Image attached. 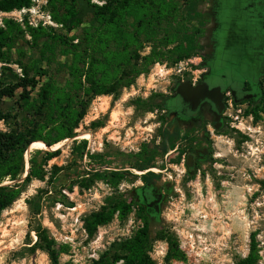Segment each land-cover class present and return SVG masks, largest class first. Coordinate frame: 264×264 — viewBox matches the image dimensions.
I'll list each match as a JSON object with an SVG mask.
<instances>
[{"label":"rangeland","instance_id":"obj_1","mask_svg":"<svg viewBox=\"0 0 264 264\" xmlns=\"http://www.w3.org/2000/svg\"><path fill=\"white\" fill-rule=\"evenodd\" d=\"M194 1L192 26L200 31L194 40L202 56L211 27L208 14L211 0ZM47 3L48 0H34L30 9L0 13V25L3 19L13 18L21 23L26 19L34 27H58L47 11ZM84 21L75 33L90 25V14ZM149 52L147 48L145 54ZM201 63L202 57L197 56L174 66L168 62L156 63L117 99L96 98L77 130L78 143L74 139L62 142L61 154L45 167V180H33L21 197L1 214L0 264H51L46 253L29 251L30 243L37 240L33 229L38 224L48 230L63 250L62 264H92L114 242L131 238L144 226L145 220L138 217L135 207L126 219L117 214L90 238L84 229V219L111 198L133 200L134 190L144 182L148 172L159 176L158 184H169L172 188L163 207L161 224L150 228V254L155 264H234L249 254L253 234L258 242L259 264H264V115L256 120L248 114L252 104L230 107L228 129L213 136L212 153L194 174L185 175L184 161L189 144L195 141L191 138L195 130H173L180 137L175 150L163 158L157 156L155 168H139L141 162L137 155L145 147L159 144L162 131L170 128V124L164 107L149 110L138 107L136 102L162 104L178 81L198 78L203 70ZM5 65L0 62V78ZM11 68L21 74L17 66L11 65ZM221 73L240 79L235 78L234 83L236 88L240 87V69L229 66ZM63 82L62 75L59 83ZM3 109L15 119L1 122V130L28 126L29 119L21 108L19 94L6 99ZM93 123L101 127H93ZM83 140L87 141V148L82 153L77 147ZM40 148L33 149L28 159L25 157L28 168L31 154L45 150ZM97 171L103 179L87 187L90 173ZM117 172L124 174L120 182L111 177ZM13 184L5 182V185ZM37 196L41 197V213L35 216L27 201ZM163 234L176 238L184 259L166 262L169 246L166 240L159 239Z\"/></svg>","mask_w":264,"mask_h":264},{"label":"trees","instance_id":"obj_2","mask_svg":"<svg viewBox=\"0 0 264 264\" xmlns=\"http://www.w3.org/2000/svg\"><path fill=\"white\" fill-rule=\"evenodd\" d=\"M33 4L34 0H0V13L30 9ZM194 5V0H48L47 11L58 27H34L26 19L23 23L13 18L3 19L0 62L6 65L0 78V123L15 119L4 111L3 105L6 99L19 94L29 124L7 131L0 129V216L33 180H45V167L61 154L62 142L74 139L75 144L78 143L77 130L96 98L113 96L117 99L156 63L168 62L169 66H174L192 57H201L194 40L200 31L192 26ZM87 14L91 16L90 25L75 33L85 23ZM21 41L24 44L21 45ZM147 48L150 52L145 54ZM11 65L17 66L21 74ZM62 75L64 82L60 84ZM136 104L149 110L163 109L162 104L145 100H138ZM248 114L261 119L264 102L252 104ZM92 126L101 127L98 123ZM179 140L177 132L170 128L163 130L159 144L145 147L137 155L141 162L139 168H155L154 159L174 151ZM35 146L49 151L33 152L28 168L25 155ZM77 148L83 153L87 141H81ZM90 174L87 187L103 179L99 171ZM24 175H27L25 179ZM111 177L120 182L124 174L112 173ZM158 179L152 172L143 177L144 182ZM7 181L14 184L5 185ZM40 201L39 196L27 201L35 216L41 213ZM137 204L134 199L128 202L111 198L84 219V229L92 238L117 214L126 219ZM137 215L145 220L144 226L131 238L114 242L92 264H155L150 254L151 231L144 209L137 210ZM33 231L37 240L30 243L29 251L44 252L51 264H62L63 250L58 248L48 230L38 224ZM159 239L168 243L167 263L184 259L176 238L163 234ZM259 260L258 242L253 234L249 254L234 264H259Z\"/></svg>","mask_w":264,"mask_h":264},{"label":"flooded vegetation","instance_id":"obj_3","mask_svg":"<svg viewBox=\"0 0 264 264\" xmlns=\"http://www.w3.org/2000/svg\"><path fill=\"white\" fill-rule=\"evenodd\" d=\"M225 1L231 7L227 13L223 3L219 4L218 0L210 1L211 9L208 14L211 18V27L207 46L204 47L206 51L201 56L202 63L205 61L212 63L222 55L223 51L224 54L228 52L233 46L228 44L230 43L229 40L233 39L241 50L243 48L248 49L247 51L251 56V58L246 59L248 60L246 71H242L245 77L244 80L242 79L240 87L236 88L233 80L231 83L224 75L212 83L209 75H207L210 72V67H207L202 68L198 78H186L185 80H190L193 86L207 81L211 89L218 87L220 89V105L214 106L206 99L194 110L192 106L175 97L176 94L172 91L173 87L162 100L164 114L168 118L172 132L173 130L177 132L195 130L196 132L191 137L193 140L195 138V141L189 144L186 151L185 175H191V171H197L201 163L210 157L213 136L228 129L230 107L257 104L264 99V0ZM225 16L226 20L223 23L221 18ZM241 54L244 57L243 51ZM203 76L205 80H203ZM165 104L168 105V108L165 107ZM192 154L194 167L189 168L188 159ZM145 186L147 188L141 191L140 189ZM170 192H172V188L169 184L160 185L157 182H143L136 187L133 196L138 203L137 210L144 209L148 223L162 220L163 207ZM153 202L155 203L152 209L148 205ZM156 211H158L159 217H156Z\"/></svg>","mask_w":264,"mask_h":264},{"label":"water","instance_id":"obj_4","mask_svg":"<svg viewBox=\"0 0 264 264\" xmlns=\"http://www.w3.org/2000/svg\"><path fill=\"white\" fill-rule=\"evenodd\" d=\"M218 1H219V4L220 3L224 4V6L226 7L225 12L227 13L229 11V9L231 8L228 5V2L225 0H218ZM225 20H226V16L221 18V21L223 23H225ZM229 42L230 43H228V44L233 45V46H231L232 48H230L229 51L226 52L225 54L223 51V53H222V55L224 54L223 57H222V55H220L219 58L212 63H208L207 61H205L201 64V66L203 68L210 67V72L207 73V75H209V79L211 80L212 83L215 82L218 77H220L221 75H224L223 73H221V70L225 69L226 67H229V66L240 69V73H241L240 78H242L244 80L245 75L242 74V71L243 70H244L243 72L246 71V62L248 61L246 59L251 58L250 53H248V51H247L248 49H246V48H243V50H241V48H239L238 45L236 43H234L233 39H230ZM241 51H243V53H245V55H244L245 58L241 54ZM229 61H231V62L229 63ZM224 76L231 83H232V80L235 83L236 77L235 78H228V76H226V75H224ZM203 80H205L204 76H203ZM236 80L240 81V79H238V78H236ZM172 91L176 94L175 97L177 99H180L185 104H189L190 106H192V108L194 110H196L199 107L200 103L206 99L209 100L214 106L220 105V99H219L220 89L218 87L211 89L210 85L207 83V81H204L203 83H201L197 86H193L191 84L190 80L178 81L175 84V86L172 88ZM165 107L168 108V105L165 104ZM47 147L50 148L49 146H47ZM46 151H49V150H46ZM29 167H30V165H29ZM188 167L189 168L194 167V156H193V154L190 155V157L188 159ZM28 172H29V169H28V171L26 170L27 174H28ZM194 172L195 171H191L190 174L192 175V174H194ZM26 176H24L23 179H25ZM146 188H147V186L142 187L140 190L142 191ZM153 191H155V188H153ZM154 203L155 202L150 203L148 206L153 209L154 207H152V206L154 205ZM155 215H156V217H159L158 211L155 212ZM160 224H161L160 220L152 221L149 223V227L153 228V227L159 226Z\"/></svg>","mask_w":264,"mask_h":264},{"label":"bare ground","instance_id":"obj_5","mask_svg":"<svg viewBox=\"0 0 264 264\" xmlns=\"http://www.w3.org/2000/svg\"><path fill=\"white\" fill-rule=\"evenodd\" d=\"M44 143V142H43ZM47 147V146H46ZM48 148V147H47ZM51 148V147H50ZM33 149H41L39 146H35L30 148V150L26 153L25 157L26 159H28L29 153L33 150ZM25 176V175H24Z\"/></svg>","mask_w":264,"mask_h":264}]
</instances>
